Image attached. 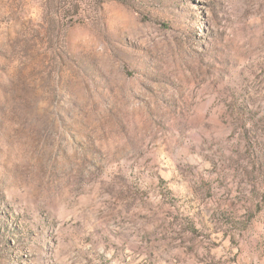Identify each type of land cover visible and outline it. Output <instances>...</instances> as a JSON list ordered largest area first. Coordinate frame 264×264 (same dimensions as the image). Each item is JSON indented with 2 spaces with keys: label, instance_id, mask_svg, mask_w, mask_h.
I'll list each match as a JSON object with an SVG mask.
<instances>
[{
  "label": "rangeland",
  "instance_id": "rangeland-1",
  "mask_svg": "<svg viewBox=\"0 0 264 264\" xmlns=\"http://www.w3.org/2000/svg\"><path fill=\"white\" fill-rule=\"evenodd\" d=\"M0 264H264V0H0Z\"/></svg>",
  "mask_w": 264,
  "mask_h": 264
}]
</instances>
